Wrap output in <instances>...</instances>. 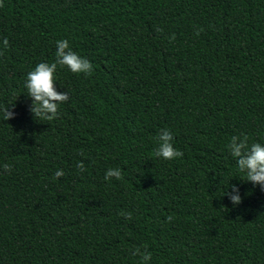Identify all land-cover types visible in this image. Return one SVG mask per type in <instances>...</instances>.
I'll list each match as a JSON object with an SVG mask.
<instances>
[{
    "label": "trees",
    "instance_id": "trees-1",
    "mask_svg": "<svg viewBox=\"0 0 264 264\" xmlns=\"http://www.w3.org/2000/svg\"><path fill=\"white\" fill-rule=\"evenodd\" d=\"M2 2L0 264H264V192L227 147L264 146V0ZM64 39L93 71L58 66L69 100L36 121L27 73ZM161 129L182 157L155 156Z\"/></svg>",
    "mask_w": 264,
    "mask_h": 264
},
{
    "label": "clouds",
    "instance_id": "clouds-1",
    "mask_svg": "<svg viewBox=\"0 0 264 264\" xmlns=\"http://www.w3.org/2000/svg\"><path fill=\"white\" fill-rule=\"evenodd\" d=\"M0 0V7H3ZM198 34V33H197ZM174 39V37H173ZM9 42L7 38L3 40L4 48H7ZM2 54V53H0ZM60 68H67L73 74L91 75L93 65L85 58H82L69 45L68 40H59L56 43L55 61L52 63H39L34 70L27 73L25 89L27 97L31 100L29 108L33 118L44 121H53L59 116L60 105L69 100L68 92H58L55 87V73ZM13 107L0 106V115L4 121L14 118V112L10 111ZM247 135L232 136L228 144L230 155L236 162L237 170L243 174L245 183H251L253 186H259L264 192V146L260 143H248ZM157 147L155 156L164 160H173L183 156V153L177 150L173 145V135L168 129H161L156 137ZM77 168L82 172L85 170L83 163H78ZM5 171H11L10 165H4ZM63 171H57V178L63 176ZM105 180L122 178L120 169H109L105 174ZM234 205L242 202L240 190L236 185H231L230 191L224 190V195ZM126 219H131V213L121 212ZM169 220L172 217H168ZM145 250L142 252L139 247L132 252L133 256H139V264H149L151 253L147 251V245L142 246Z\"/></svg>",
    "mask_w": 264,
    "mask_h": 264
}]
</instances>
